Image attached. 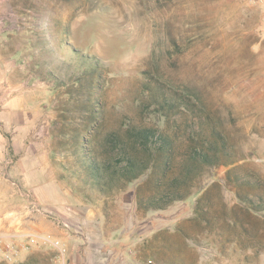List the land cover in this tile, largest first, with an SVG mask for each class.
<instances>
[{
    "label": "rangeland",
    "instance_id": "rangeland-1",
    "mask_svg": "<svg viewBox=\"0 0 264 264\" xmlns=\"http://www.w3.org/2000/svg\"><path fill=\"white\" fill-rule=\"evenodd\" d=\"M263 20V0H0V38L6 37L7 21L15 48L29 44L26 50L34 52V59L52 66L61 110L66 103L81 105L87 88L78 86L70 100L71 77L86 62H96L104 134L124 130L132 120L154 124L148 107L154 108L142 99V80L149 75L154 85L190 95L196 102L193 114L173 118L178 119L183 137L191 125L205 129L212 124L238 160L240 167L232 177L264 186ZM37 73L43 82L40 70ZM14 80L15 85L27 82ZM64 82L68 86H61ZM198 114L200 122L195 120ZM59 129L55 128L56 134ZM55 159L61 178L77 184L79 198L92 200V207L107 216L103 224L108 237L111 232L123 233L120 246L134 255L136 263L264 264V251L243 250L232 242L223 245L217 230L205 233L188 220L199 193L225 182L228 167L207 169L187 199L165 210L143 211L135 200L142 179L122 192L101 194L59 165L72 157ZM230 189V185L216 189L219 210L224 204L227 209L232 206ZM30 249L34 264H55L52 247ZM0 264L18 263L0 257Z\"/></svg>",
    "mask_w": 264,
    "mask_h": 264
},
{
    "label": "trees",
    "instance_id": "trees-1",
    "mask_svg": "<svg viewBox=\"0 0 264 264\" xmlns=\"http://www.w3.org/2000/svg\"><path fill=\"white\" fill-rule=\"evenodd\" d=\"M86 63L84 69L70 74L74 79L68 97L72 100L78 86L87 88L88 94L81 105L66 103L56 126L60 127L56 134L59 156L72 157L59 164L67 174L101 194L122 192L142 179L135 190L137 208L158 211L191 196L196 181L207 169L228 167L225 182L213 183L199 193L194 215L188 220L205 233L217 230L223 245L232 242L243 250L264 251L263 184L232 177L240 167L238 160L226 137L212 124H206L205 129L191 125L190 133L183 137L175 122L178 119H173L177 114L184 119L193 114V97L170 93L154 85L148 75L142 80V99L154 108L148 107L154 124L149 123L151 120H132L124 130L112 129L104 134L105 110L96 97L101 72L98 63ZM201 117L198 114L194 119L200 122ZM228 185L232 186L233 204L228 209L224 204L220 211L215 191Z\"/></svg>",
    "mask_w": 264,
    "mask_h": 264
},
{
    "label": "crops",
    "instance_id": "crops-1",
    "mask_svg": "<svg viewBox=\"0 0 264 264\" xmlns=\"http://www.w3.org/2000/svg\"><path fill=\"white\" fill-rule=\"evenodd\" d=\"M3 30L6 37L0 38V238L4 242L23 235L55 238L66 250L63 264H138L134 255L120 246L125 240L123 233L111 232L108 237L103 224L107 216L92 207V200L79 198L77 184L65 182L55 168V157L59 156L55 128L61 109L57 105L59 90L52 78V66L34 59V52L26 50L29 44L15 48L12 26L7 21ZM38 70L43 82L37 80ZM15 77L27 82L15 85ZM35 206L80 222L82 232L63 230L53 217L35 211ZM29 250L22 249L15 263L34 264Z\"/></svg>",
    "mask_w": 264,
    "mask_h": 264
},
{
    "label": "built area",
    "instance_id": "built-area-1",
    "mask_svg": "<svg viewBox=\"0 0 264 264\" xmlns=\"http://www.w3.org/2000/svg\"><path fill=\"white\" fill-rule=\"evenodd\" d=\"M264 2V0H263ZM263 28H264V20H263ZM35 211H39L45 215L53 217L56 222L60 225V227L65 231H75L81 233L83 230V226L80 222H76L70 217L53 210H44L38 206H35ZM50 246L54 250H56V254L54 260H56V264H63V255L65 254V247L61 245V242L55 238L50 236L39 237L32 235H23L17 238L12 239L9 242H4L0 238V251L3 252L4 258L6 261L15 263L20 251L22 249H29L31 246ZM61 262V263H60Z\"/></svg>",
    "mask_w": 264,
    "mask_h": 264
}]
</instances>
